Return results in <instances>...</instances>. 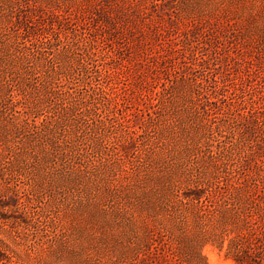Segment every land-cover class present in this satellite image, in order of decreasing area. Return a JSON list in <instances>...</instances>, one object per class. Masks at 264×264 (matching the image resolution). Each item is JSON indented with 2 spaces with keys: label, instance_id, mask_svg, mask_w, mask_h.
Instances as JSON below:
<instances>
[{
  "label": "rangeland",
  "instance_id": "1",
  "mask_svg": "<svg viewBox=\"0 0 264 264\" xmlns=\"http://www.w3.org/2000/svg\"><path fill=\"white\" fill-rule=\"evenodd\" d=\"M89 50L110 75L77 68L78 91L110 86L119 119L84 157L50 76ZM198 167L264 214V0H0V264L163 257ZM227 245L202 253L236 264Z\"/></svg>",
  "mask_w": 264,
  "mask_h": 264
},
{
  "label": "trees",
  "instance_id": "2",
  "mask_svg": "<svg viewBox=\"0 0 264 264\" xmlns=\"http://www.w3.org/2000/svg\"><path fill=\"white\" fill-rule=\"evenodd\" d=\"M55 45L57 46V43ZM92 51L95 50L87 51L86 55H89V58L86 60L79 58L75 67L57 70L54 66L51 68L54 73L50 76L54 101L59 102L55 106L57 110L60 108L62 114L61 123L66 127L69 123H73L72 128L68 127L69 132L75 135L77 142L84 144L85 148L79 149L84 157V150L87 154L93 155L100 151L103 142L100 134L106 131L104 116L114 124L119 119L115 108L109 109L113 102L110 86L88 82L86 88L89 87V93L78 91L79 84H76L75 69H80L81 76H87L85 80L110 75L108 68L98 62L97 53ZM51 55L52 59H58L59 54L56 50H53ZM78 56L82 55L78 53ZM72 57L71 54L68 60ZM172 85L174 86V83ZM105 112H108V115ZM94 118L98 119L96 123L93 122ZM144 131L145 133L139 137L144 144H148L146 135L151 136V132L149 129ZM91 140L97 142L95 147L90 145ZM71 142L74 145L73 140ZM195 173L194 175L190 172L189 179L196 190L195 193L184 197L178 195L179 207L174 211L170 207L167 213V220L176 223L184 241H174L175 235L172 229H167L166 241L162 245L163 257H135L129 264H210L208 258L203 255L202 249L211 242L222 251L227 239L226 255L236 264H264V214L257 210L248 211L244 200L231 193L227 194L219 184L214 185L211 182V186H204L205 178L202 176L201 167H198ZM204 188L206 190L211 188L210 194H204ZM254 206L257 208L256 204ZM153 238L154 233L150 231L151 242H154ZM151 242L149 247L152 245ZM118 264H125L124 257L119 258Z\"/></svg>",
  "mask_w": 264,
  "mask_h": 264
}]
</instances>
